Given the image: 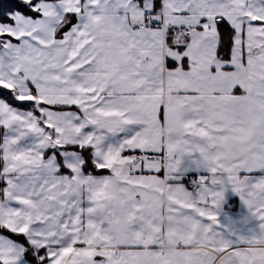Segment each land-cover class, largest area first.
I'll return each mask as SVG.
<instances>
[{
    "label": "snow or ice",
    "instance_id": "1",
    "mask_svg": "<svg viewBox=\"0 0 264 264\" xmlns=\"http://www.w3.org/2000/svg\"><path fill=\"white\" fill-rule=\"evenodd\" d=\"M0 264H264V0H0Z\"/></svg>",
    "mask_w": 264,
    "mask_h": 264
},
{
    "label": "crops",
    "instance_id": "2",
    "mask_svg": "<svg viewBox=\"0 0 264 264\" xmlns=\"http://www.w3.org/2000/svg\"><path fill=\"white\" fill-rule=\"evenodd\" d=\"M236 205L238 206L237 211H239V205H238V203Z\"/></svg>",
    "mask_w": 264,
    "mask_h": 264
},
{
    "label": "trees",
    "instance_id": "3",
    "mask_svg": "<svg viewBox=\"0 0 264 264\" xmlns=\"http://www.w3.org/2000/svg\"><path fill=\"white\" fill-rule=\"evenodd\" d=\"M234 207H235V209L237 210L238 206H237V205H235Z\"/></svg>",
    "mask_w": 264,
    "mask_h": 264
}]
</instances>
